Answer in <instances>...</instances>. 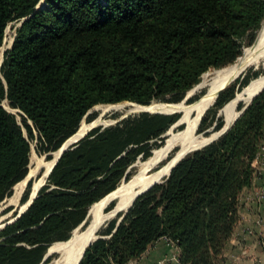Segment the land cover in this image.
<instances>
[{
    "label": "trees",
    "instance_id": "obj_1",
    "mask_svg": "<svg viewBox=\"0 0 264 264\" xmlns=\"http://www.w3.org/2000/svg\"><path fill=\"white\" fill-rule=\"evenodd\" d=\"M263 19L264 0H0V49L8 25L18 23L0 60V202L28 172L29 140L38 153L58 150L97 104L181 100L203 73L232 62L239 39ZM225 96L226 89L208 113ZM179 115H129L64 151L25 212L0 230V264H38L54 242L68 240ZM213 123V130L224 124ZM263 141L264 89L217 139L144 187L76 264H128L162 237L177 246L179 264H223Z\"/></svg>",
    "mask_w": 264,
    "mask_h": 264
},
{
    "label": "rangeland",
    "instance_id": "obj_2",
    "mask_svg": "<svg viewBox=\"0 0 264 264\" xmlns=\"http://www.w3.org/2000/svg\"><path fill=\"white\" fill-rule=\"evenodd\" d=\"M41 2L43 3V1H41ZM263 22H264V19L261 21L259 27L256 30L250 31L248 33V35H244L241 39H239L240 54L238 56H236V58L232 62H230V63H228V64H226V65H224V66H222L220 68L211 69V70L206 71L205 73H203L200 76L199 81L194 86H192L189 90H187L185 92V94H184V96L182 97L181 100H179V101H170V100H168V98H166L165 100L154 99L149 104H140V105H138V103H135V102H132L134 104H130V103H127L129 101H124V102H121V103H124V104H121V105H113L112 103L97 104V105H95V107L93 106L90 109L89 113L82 119V121L80 123V126H79V128H78V130L76 132L77 134H81L84 131H86L87 128L89 127L88 123H90L91 121H93V123H96V125H97L96 127H101V129H104L106 127L115 125L122 118H124L126 116H129V115L133 116V115H138V114H141V113L156 114L153 111H143L144 109L151 108L149 110L163 111V112L159 113L161 115H171V114L180 113L177 121L172 123L165 130V132H163L158 137L150 139V140L147 141L148 143L146 144V147L144 148V150L139 152L135 156L133 161L126 168V170H125L126 177L124 175L123 177H121L119 179V181H118V183H117V185H116L114 190H116L118 187H122V186L127 185L131 181L133 175H135L138 172V170L140 169V164L143 161H145L152 154V151L154 149H156L159 146H161L163 144L164 140L168 136H170L173 133H177V132L181 131L182 129H184V127L187 125V121L189 120V122H190V120L193 117V115L195 114L200 102L203 100L204 95L207 93V88H204V87L203 88H198V86H197L203 80V76L204 75L210 76V74L212 72H214L216 70H219V69L226 68V67L236 63L238 58L242 55L243 50L245 48L250 47L254 43V41H255V39L257 37V33L260 30V28L262 27ZM16 25H18V23H13L12 22L6 28V32H5V36H4L5 40L3 39V43L1 45L2 47L0 49V60L2 58L3 52L12 43L13 36L15 34ZM0 75H1V73H0ZM263 76H264V67L261 64H258V65L247 66L242 71H240L236 76L232 77L233 79H231L228 83H226L224 85V87L220 90V92H221L222 90L226 89V96H225L226 100H225V102H223V104L220 107H218V109L215 108V109H213V112H209L208 113V110L210 111L213 108V104L216 101L217 97L215 95V97L213 99V101L214 100L215 101L211 102V105L208 107V109L205 111V113L203 115V117H205L204 125L202 127H200V122H199V124H198V126H197V128L195 130V133L192 134L191 136H189V139L190 138H197L199 140L200 139H206V141H207L210 136H212L216 132H218L221 128L219 130H213L212 128L214 127V123L211 126H209L210 123H212V121L215 122L219 118H222L223 122L227 124L228 116L232 112H235L236 115H237V113L244 106H248L250 104V102L252 101L253 97H255L257 94L254 95L251 100L250 99L246 100V96H245V94H243V92H244L245 89H247L252 84L259 85L262 82ZM243 77H245L247 79V81L244 84L240 85V81L243 79ZM231 92L234 93V97L231 98L230 100H228L227 98L229 97V94ZM4 101L2 102V105L5 106L10 113L14 114L17 122L21 126H23L22 119L20 117V114H22V113L18 109H14V108L10 107V105L8 104V101H6V100H4ZM229 103H230V105L228 106V109H226V106ZM143 105H146V106H143ZM113 107H115V108H113ZM225 111H226V115L224 117V112ZM164 112H166V113H164ZM168 112H173V113H168ZM189 122H188V125H189ZM96 127H94V128H96ZM22 129H23L24 134L26 135L25 129L23 127H22ZM68 140H66L65 142H67ZM29 143H30V156H29L27 174H29L31 170H34L36 168V166L40 162H49V165L46 166V167L42 166L38 170H34L35 173L33 171V173L30 174L31 175L30 178H28L27 180H25L24 179L25 177H24L20 182H18V184L15 187V189L13 188V191H12L11 195L0 202V225H2L7 220L13 218L21 210V208L26 204V202L33 195V193L35 191H37L36 192V194H37L39 192V190L41 189V187H43L46 184V178H47L48 174L44 177L42 183H40L39 180L42 177V173L50 167V165H51L50 162L52 161L51 158L55 157L57 152H58V150H60V148H59L56 151L53 150V151H49V152H46V153H38V151L36 150V141L34 139H32V140H29ZM197 145L198 144H196L194 147H196ZM261 146L263 147V150H262L263 152L261 151L262 153H260L259 157L257 156L258 155L257 154L256 157H254V159L252 160V167L254 169V178H258L260 172L263 171L262 169L264 168V141L262 142ZM51 152L53 154L50 155V156L48 155L49 156V158H48L47 154L51 153ZM146 152H147V155H148L147 158L144 156V153H146ZM172 154H173V151L170 154V156H168L165 160L160 162L158 165L154 166L153 167V171H157V170L163 168L164 166H167V164L171 161ZM162 171H163V169L160 172H162ZM164 175H165V173L162 176L159 175L158 177H155L153 179V181L163 180V178H164L163 176ZM23 181H26V182H25L24 188L22 190V193H21V195L18 198H16L17 200L15 199V201H13L14 199H11V198L15 194V192L19 189V187L22 185ZM40 184H42V186L38 189V186ZM113 191H111V192H113ZM104 197H106V196H104ZM242 198H243L244 202H256L257 201L252 196H247V195L243 196V194L241 192V194L239 195V198H238L239 199V203L241 202ZM112 202H113V204H112V206H110V204ZM96 204H94L93 206L91 205L92 206L91 215H90L91 206L89 207V209L87 211V214L85 215L83 221L81 223H79L70 232L69 237H71L74 233L82 232L87 227V225L89 224L90 219L92 217L93 208H94V206ZM110 204L107 207V211L111 210L114 207L115 201H111ZM119 217H120V215L118 214L117 216L113 217L112 219H107L106 221H104L103 224L100 225V227L97 229L96 235L98 234L100 237L108 238L109 237V234H107L108 223L110 221H112V220L117 221ZM239 220H240V213H239V216H238L237 223H236L235 227L238 225ZM2 229L3 228H1L0 230H2ZM59 242H64V241L54 242L53 244H56V243H59ZM49 248H48V251H49ZM46 251H47V249H46ZM46 251H45V254H46ZM45 254H44L43 258L40 260V262L38 264H49L50 262H52L53 260L58 258V254L56 252H52L47 258H45ZM222 255L224 257L223 250H222ZM136 260H132V261H136ZM132 261H130L128 264H137V262H132ZM20 263H23V262H15V263H12V264H20Z\"/></svg>",
    "mask_w": 264,
    "mask_h": 264
},
{
    "label": "bare ground",
    "instance_id": "obj_3",
    "mask_svg": "<svg viewBox=\"0 0 264 264\" xmlns=\"http://www.w3.org/2000/svg\"><path fill=\"white\" fill-rule=\"evenodd\" d=\"M258 64H261L264 67V22L257 33L254 43L250 47L243 50L242 55L238 58L236 63L226 68L216 70L212 72L210 76H203V80L197 86L198 88H207V93L200 102L195 114L189 122V125L181 131L168 136L161 146L154 149L152 154L140 164V169L135 175H133L131 181L127 185L118 187L116 190L110 192L108 195H106V197L99 201L93 208L92 217L89 224L82 232L74 233L70 239L64 242L53 244L49 248V251L56 252L58 254V258L49 264H72L75 262L81 254L84 246L95 238L97 229L103 224L104 221L117 216L118 212H121L123 209H125L133 200L135 195L140 190H142V188L154 182L153 179L155 177H158L159 175L162 176L166 171H168L176 159L182 156L185 152L191 150L196 144L199 145L202 142H206V139H189V136L195 133L200 117L206 108L211 105V102L213 101L218 90L226 81L236 76L247 66ZM263 85L264 76L262 78V82L259 85L252 84L244 90L243 94H245L246 100L258 92L263 87ZM235 115L236 113L232 112L228 116V122H226L229 123L232 121ZM172 151V158L167 166H164L157 171H153V167L170 156ZM59 152L60 150H58L56 156ZM48 163L49 162H40L34 170H38L40 167L45 166ZM50 163H52V161ZM162 169L163 171L160 172ZM34 170H31L28 176H30ZM24 185L25 181H23L22 185L12 196L11 199H14L13 201H15V199L21 195ZM111 201H115V205L111 210L106 211Z\"/></svg>",
    "mask_w": 264,
    "mask_h": 264
},
{
    "label": "crops",
    "instance_id": "obj_4",
    "mask_svg": "<svg viewBox=\"0 0 264 264\" xmlns=\"http://www.w3.org/2000/svg\"><path fill=\"white\" fill-rule=\"evenodd\" d=\"M258 178L242 194L248 195L256 188L263 189V198L256 202H240V220L230 240L223 249V264H264V168ZM247 230L251 233L248 234ZM178 248L174 243L160 238L136 261L137 264H178Z\"/></svg>",
    "mask_w": 264,
    "mask_h": 264
},
{
    "label": "water",
    "instance_id": "obj_5",
    "mask_svg": "<svg viewBox=\"0 0 264 264\" xmlns=\"http://www.w3.org/2000/svg\"><path fill=\"white\" fill-rule=\"evenodd\" d=\"M42 5V2H40L39 3V5H38V7L39 6H41ZM28 17V16H27ZM27 17H24L20 22H22L24 19H26ZM11 45V44H10ZM231 79H233V78H231ZM230 79V80H231ZM230 80H228V81H226L224 84H223V86L218 90V92H217V94H216V97L218 96V94H219V92H220V90L224 87V85L226 84V83H228ZM264 89V86L258 91V92H256L255 94H253L249 99L251 100L252 99V97L254 96V95H256V94H258L259 92H261L262 90ZM215 101V100H214ZM213 101V102H214ZM127 103H130V104H134V103H132V102H127ZM138 105H140V104H138ZM3 106V105H2ZM143 106H146V105H143ZM5 107V106H4ZM245 107L246 106H244L238 113H237V115L234 117V119L230 122V123H224V125H223V127L218 131V132H216L214 135H212V136H210L209 138H208V140L205 142V143H202V144H200V145H197L196 147H194V148H192L191 150H189V151H187V152H185L182 156H180L178 159H176V161L172 164V166L170 167V169H169V171H168V173H167V175L170 173V171H171V169L178 163V161H180L187 153H189V152H191V151H193V150H196V149H198V148H200V147H202V146H204V145H206V144H208V143H210V142H212L213 140H215L216 138H218L221 134H223V132L228 128V126L230 125V124H232L235 120H236V118L241 114V112L245 109ZM6 108V107H5ZM7 109V108H6ZM208 109V107L206 108V110ZM8 110V109H7ZM205 110V111H206ZM90 111V110H89ZM89 111L86 113V115L89 113ZM143 111H153V112H155V113H161V112H163V111H159V110H148V109H144ZM204 111V112H205ZM174 112V111H173ZM173 112H168V113H173ZM164 113H166V112H164ZM204 114V113H203ZM203 114H202V116H203ZM85 115V116H86ZM84 116V117H85ZM202 116L200 117V119H199V121H198V124H199V122H200V120H201V118H202ZM89 124V127L87 128V130L86 131H84L83 133H81V134H77L76 132H75V134L67 141V142H65L62 146H60V152L58 153V155L56 156V157H53L52 158V163H51V165H50V167L47 169V170H45L42 174H43V177H45L48 173H49V171L51 170V168L53 167V165L55 164V162L58 160V158L61 156V154L64 152V151H66L67 149H69V148H71L72 146H74V144L80 139V138H82V137H84L90 130H92V128H94V127H96L97 125H96V123H93V121H91L90 123H88ZM53 153L51 152V153H48L47 155H52ZM31 176V175H30ZM30 176H28V174L25 176V180H27L28 178H30ZM162 180H158V181H154V182H152V183H150L148 186H150L151 184H154V183H159V182H161ZM26 182V181H25ZM42 186V184H40L39 186H38V189L40 188ZM147 186V187H148ZM146 188V187H145ZM144 188V189H145ZM37 189V190H38ZM143 190V189H142ZM142 190H140L136 195H135V197L133 198V200L130 202V204L125 208V209H123L121 212H118V214H121V216L118 218V220H117V222H116V225H115V228H116V226L118 225V223L120 222V220H121V218H122V216L124 215V213L127 211V209L132 205V203H133V201L135 200V198L142 192ZM36 192L37 191H35L34 193H33V195L28 199V201L26 202V204L21 208V210L13 217V218H11V219H9V220H7L6 222H4L2 225H0V229L1 228H3L5 225H7V224H10V223H12L13 221H15L22 213H24L25 212V210L29 207V205L31 204V202L36 198V196H37V194H36ZM117 214V215H118ZM97 238H100V236L97 234L96 236H95V238L93 239V240H91L90 242H88L85 246H84V248L82 249V252H81V254L79 255V257L77 258V260L75 261V262H73L72 264H76L77 262H78V260L81 258V256L83 255V253H84V251H85V249H86V247L88 246V245H90L94 240H96ZM52 252H50V251H48V248H47V251H46V254H45V258H47L50 254H51Z\"/></svg>",
    "mask_w": 264,
    "mask_h": 264
},
{
    "label": "built area",
    "instance_id": "obj_6",
    "mask_svg": "<svg viewBox=\"0 0 264 264\" xmlns=\"http://www.w3.org/2000/svg\"><path fill=\"white\" fill-rule=\"evenodd\" d=\"M262 147V146H261ZM263 147L262 148H260V151L258 152V157H259V155H260V153H262L263 151ZM262 151V152H261ZM247 196H252V197H254L257 201H260L262 198H263V189L261 188H256L255 190H253V191H251ZM247 233L248 234H250L251 233V231L250 230H247ZM162 238H165V237H162ZM167 241H170L168 238H165ZM159 240V239H158ZM157 240V241H158ZM170 242H172V241H170ZM172 243H174V242H172ZM152 245H154V244H152ZM151 245V246H152ZM174 245H175V243H174ZM262 245H264V241L262 242ZM151 246H149V247H151ZM148 247V248H149ZM147 248V249H148ZM176 261L178 262V259L176 258ZM179 264V263H178Z\"/></svg>",
    "mask_w": 264,
    "mask_h": 264
}]
</instances>
